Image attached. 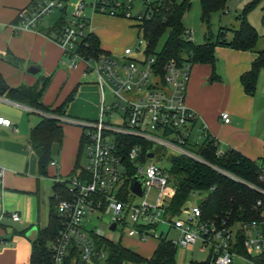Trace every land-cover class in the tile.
Listing matches in <instances>:
<instances>
[{"label":"built area","instance_id":"1","mask_svg":"<svg viewBox=\"0 0 264 264\" xmlns=\"http://www.w3.org/2000/svg\"><path fill=\"white\" fill-rule=\"evenodd\" d=\"M66 1L37 0L32 7L21 13L14 28L19 32L37 30L46 16L66 8ZM142 1L143 6L139 9L137 0H79L69 23L55 40L64 50L68 67L76 68L84 60L88 70L96 72L102 96L101 115L97 120L70 116L60 118L64 123L81 127L88 164L74 176L57 179L66 182L70 195L59 203L64 224L53 244L56 261L64 264L73 241L79 244L83 259L89 260L94 251L90 232L104 233L98 230L85 231L84 222L91 214L108 213L111 217L108 230L116 231L127 225L128 235L141 240L151 237L169 239L170 230H178L180 237L177 242L170 240L183 246L200 242V250L209 252L205 260L209 264H234L235 259L244 264H264V164L261 166L259 181L252 182L210 163L192 148V142L201 141L207 132L204 125L198 124V114L186 103L192 65L186 63L180 66L172 60L164 65L162 74L155 66V56L143 59L134 56L135 52H140V47L126 46L120 57L101 54L86 58L78 51L79 42L90 31L87 8L94 13L131 19L139 27L145 19L151 17L153 6L164 0ZM186 36L192 39V30L187 29ZM108 86L113 97L109 102L105 94ZM22 106L27 111L38 112L31 106ZM44 115L52 116L48 113ZM116 116H119L118 121H115ZM221 118L227 123L231 120L228 112L222 113ZM12 126L11 119L0 117V133L5 127ZM132 138L147 143V159H141L144 150L142 143L127 147V139ZM154 147L169 148L177 155L208 165L244 184L256 192L258 197L249 211L240 214V218H237L233 210L206 217L203 203L207 197L201 198L200 205L196 201L191 207H183L178 214L172 215L169 206L164 203L166 197L172 199L175 194L172 175L155 162L147 163V160L156 156ZM150 152L154 153L152 158L149 157ZM224 153L225 150L219 148L217 154ZM125 157H129L136 166V175H129ZM56 164V160L52 162V165ZM122 169L125 170L124 174ZM4 173L5 169L0 167V182ZM137 175L145 177V192L142 196L130 189L131 180ZM153 187L161 190L154 204L146 199ZM129 193L143 198L142 202L131 203L128 200ZM182 213L187 215L186 219L180 217ZM9 215L14 221L20 220L18 212ZM114 222L116 228L113 230L111 225ZM165 223L169 225L168 232L165 233L163 229L158 231ZM1 244L0 237V248Z\"/></svg>","mask_w":264,"mask_h":264},{"label":"crops","instance_id":"2","mask_svg":"<svg viewBox=\"0 0 264 264\" xmlns=\"http://www.w3.org/2000/svg\"><path fill=\"white\" fill-rule=\"evenodd\" d=\"M33 1L0 0V73L13 87L39 86L44 78L49 77V85L42 96V102L45 105L57 106L73 93V98L67 107V115L97 120L101 115L102 107L97 74L88 70L84 60L80 61L76 68L66 65L63 48L44 33L53 27V23H44L43 19L37 30L19 32L14 28V25L19 22L21 13L32 7ZM71 14H68L69 19ZM87 14L90 17V31L97 35L102 49L108 54L120 57L123 50L106 48V37H115L127 28L130 31L135 29L139 33L137 24L133 20L130 22L131 19L94 13L91 9H87ZM215 53L219 78L211 79L213 72L211 64H194L187 86L186 103L198 114V124L204 125L222 145L221 149L233 147L253 160L264 162V136L261 135L259 119L261 111L257 110L255 94L246 93L240 81L241 76L251 69L257 52L217 46ZM12 57L17 58L20 61L19 64L11 63L9 58ZM32 65H38L40 70L37 73L30 72L28 69ZM92 76H95L96 81L89 83L87 80ZM99 92L100 110L97 108ZM88 93L91 94V98L88 97ZM25 111L27 110L22 104L0 97V117L5 116L11 119L8 114H12L15 116L14 119L19 121ZM224 112L230 114L231 120L228 123L221 118ZM11 121L13 126L5 127L0 133V165H3L5 169L0 182V237L2 239L0 264H27L32 253V241L26 234L13 231L26 230L27 233L34 226L41 228L43 210L38 157L28 141L31 129L40 121L33 123L27 134L20 133L18 124L13 122V119ZM30 151L36 156L35 163L27 164L25 168H22L21 157ZM56 162V165L51 166L55 180L71 174L76 165L72 155L67 151L61 155V158L56 159ZM13 212L20 214L19 221H14L10 217L9 214ZM3 213L6 215L3 216ZM14 224H18V228H15ZM107 237L114 239L111 236ZM119 240L123 244L122 239ZM127 240L129 244H123L124 246L148 258L154 254L160 243L157 238L141 240L129 236Z\"/></svg>","mask_w":264,"mask_h":264},{"label":"trees","instance_id":"3","mask_svg":"<svg viewBox=\"0 0 264 264\" xmlns=\"http://www.w3.org/2000/svg\"><path fill=\"white\" fill-rule=\"evenodd\" d=\"M37 0L33 1V5ZM203 18H208L211 12L224 10L227 0H200ZM256 4L251 2L247 8L250 9ZM191 0H164L153 6L152 15L138 27L139 31L147 40V57L155 56V66L164 73L163 67L169 61H176L180 66L190 63H208L212 65L213 72L211 79L219 78L216 71L217 46L230 47L237 50H249L257 52V57L252 62V67L244 73L241 84L246 93L254 95L257 89L261 71L264 70V49L256 50L259 38L258 32L247 20L244 14L241 18L239 28H221L216 40L207 39L202 44H196L186 36L187 28L183 24L185 12L190 9ZM59 20L44 33L50 38L57 40L69 23L67 6L62 9ZM232 33L231 38L228 34ZM167 35L163 48L157 52L160 39ZM78 51L86 58L98 57L106 53L100 39L87 31L86 35L78 44ZM109 55V54H108ZM14 64H19L15 57L9 58ZM50 78H44L41 85L28 87L25 85L10 86L4 76L0 73V97L7 98L19 104L32 106L42 115V120L31 129L28 141L32 150L38 157V170L40 176L48 175V168L56 159L53 157V149H59L64 141V126L61 117L67 115V107L73 93L67 99L57 105L48 106L42 102V96L47 89ZM45 113L52 116H46ZM127 147L134 143L143 144L144 150L141 159H147L148 145L146 142L137 139H127ZM192 148L210 163L224 168L235 175L252 182L259 181V173L263 162L253 160L239 150L228 147L224 155H218L220 148L218 140L207 130L205 137L199 142H192ZM85 150L84 139L82 138L79 155ZM173 167L169 171L172 175L175 194L171 199L169 212L172 215L178 214L185 206L188 197L195 191L212 190L203 203L204 214L210 217L224 211L233 210L237 218L243 211H249L251 204L256 200L258 194L244 184L234 181L227 176L214 170L212 167L187 158L181 155L173 156ZM129 167V175L137 174V168L129 157H125ZM84 167L78 163V157L74 170L65 177L74 176ZM129 182V180H128ZM54 192L51 196L49 222L47 227L39 228L38 237L32 242V253L27 264H58L53 250L60 231L63 228V217L59 211V203L69 198V190L66 182L55 180ZM14 233L26 234V230ZM94 251L89 260L83 259L81 249L76 241L69 247V252L64 264H177L176 245L172 240L163 237L151 257H145L133 249L126 247L120 240H114L105 235L90 232ZM103 254V257H102ZM190 264H209L208 261H191Z\"/></svg>","mask_w":264,"mask_h":264},{"label":"rangeland","instance_id":"4","mask_svg":"<svg viewBox=\"0 0 264 264\" xmlns=\"http://www.w3.org/2000/svg\"><path fill=\"white\" fill-rule=\"evenodd\" d=\"M91 1V0H87ZM182 1V0H178ZM256 1V4L248 9L247 6ZM79 2V0H67V7H68V14H71L74 11L75 4ZM143 6L142 0H137V7L141 9ZM88 9V8H87ZM246 15L248 22L256 28L259 38L256 44V50H263L264 49V0H227L226 8L224 10H217L210 13L208 18H203L201 2L200 0H191V7L188 9L183 17V24L185 28L192 30V40L196 44L204 43L208 38L212 40H216V37L221 28H232L236 29L239 28L241 24V18L243 15ZM61 16V12L56 10L53 11L50 15L44 18V23H53V25L59 20ZM130 22L132 20H129ZM232 33L228 34V37L231 38ZM167 39V35H164L157 46L156 51L159 52ZM140 40L142 41L140 43ZM106 48H110V50H115L119 48V50H123L126 45L133 46L134 48L140 47V52H135L134 56L136 58H145L148 51H147V40L144 38L142 33H138L135 29L131 31L127 28L119 33L115 37H106ZM114 43V45H113ZM112 44V45H111ZM89 83H93L96 81L95 76L90 77L87 80ZM106 99L107 101H112V92L111 88L108 86L106 88ZM99 105H97L98 110H100L101 106V99H100V92L98 93ZM88 97L91 98V94L88 93ZM255 97L257 100V110L261 111L259 114L260 119V126H261V135L264 136V70L261 71L257 89L255 92ZM89 98V99H90ZM94 99V98H92ZM32 107V106H31ZM8 116L13 119V122L18 124V130L20 133H29L33 123H38L41 120V115L38 112H31L28 113L27 111L24 112L23 116H20V120L17 121L14 119L15 116L12 114H8ZM5 117V116H4ZM119 120V116L115 117V121ZM195 132H197L195 130ZM196 135V133H193ZM64 142L63 146L59 149L55 147L53 149V157L54 159L61 158V155L66 153V151L72 155L73 162L77 161L82 167H86L88 164V157L87 153L84 150L81 155L78 156L80 151V145L82 141V130L81 127L71 123H65L64 126ZM78 139V142H77ZM222 147V145H220ZM156 152V156L148 162H155L162 168L167 169L170 171L173 167V156L177 155V153L169 148L163 147H154ZM35 154L33 152H28L21 157V166L22 168L26 167V165H32L35 163ZM147 163L145 165H147ZM264 164V162H263ZM3 167V165H0ZM53 167L49 166L48 168V175L47 176H39L40 177V187H41V204H42V214H41V222L40 227L45 228L49 222V211H50V203H51V196L54 192V182L55 178L52 175ZM123 170V174L125 170ZM54 173V172H53ZM29 182V180L27 181ZM129 191V188H127ZM211 189L207 191H195L190 194L188 197L187 202L185 203L184 208L191 207L197 201L198 198H206L210 193ZM161 190L159 188L153 187L147 194L146 199L150 203H156ZM128 200L133 203L137 204L142 202L143 198L137 197L132 195L131 193L128 194ZM166 206H170L171 198L166 197L164 201ZM183 219H186L187 215L182 213L180 216ZM178 218V217H176ZM111 217L108 213H95L91 214L87 217L84 222L83 229L87 232L90 230H98L103 232L107 236H111L116 240L122 239L123 244H129L127 238L128 235V226L125 225L123 228H120L116 231L108 230L107 225L110 222ZM15 228H18V224H14ZM164 230L165 233L169 230L168 224H162L158 231ZM169 239H173L177 242L179 239V231L176 229H171L169 232ZM153 238V237H151ZM177 251H176V259L177 264H190L191 261H205L209 257V252H202L200 250L201 243L198 242L196 244H190L188 246L178 245L175 243ZM234 264H244L238 259L234 260Z\"/></svg>","mask_w":264,"mask_h":264},{"label":"water","instance_id":"5","mask_svg":"<svg viewBox=\"0 0 264 264\" xmlns=\"http://www.w3.org/2000/svg\"><path fill=\"white\" fill-rule=\"evenodd\" d=\"M28 70L32 73H37L40 70V67L38 65H32L31 67H29ZM153 156H154V153L150 152L149 157L152 158ZM144 180H145V177L143 175L141 176L137 175L131 180V183H130V189L134 193L138 194L139 196H142L145 192ZM197 203L200 205L202 203V199L198 198ZM111 228L113 230L116 228V222H114L111 225ZM38 233H39L38 226H34L26 233V236L30 241L33 242L37 239Z\"/></svg>","mask_w":264,"mask_h":264}]
</instances>
